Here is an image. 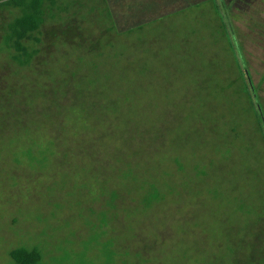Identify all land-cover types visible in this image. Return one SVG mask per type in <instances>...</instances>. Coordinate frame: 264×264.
I'll list each match as a JSON object with an SVG mask.
<instances>
[{
    "label": "rangeland",
    "instance_id": "1",
    "mask_svg": "<svg viewBox=\"0 0 264 264\" xmlns=\"http://www.w3.org/2000/svg\"><path fill=\"white\" fill-rule=\"evenodd\" d=\"M20 14L0 0V107L33 126L0 131V264L262 263L264 0H59L25 67Z\"/></svg>",
    "mask_w": 264,
    "mask_h": 264
},
{
    "label": "trees",
    "instance_id": "2",
    "mask_svg": "<svg viewBox=\"0 0 264 264\" xmlns=\"http://www.w3.org/2000/svg\"><path fill=\"white\" fill-rule=\"evenodd\" d=\"M59 0H4V2H12L15 6V8H19L21 14L18 18H16L13 22H10L9 24H6V27L2 26V33H4L2 36H4V42L6 46L14 51V55L12 56L14 61H17L21 67L31 66L33 63V60L36 55V51H33L32 53H29L30 55H27L28 48L25 45L26 40L35 39V34L40 32L42 25L45 22L46 15L49 12V8L53 5H55ZM38 39V37H36ZM248 80L252 84V77L250 71H247ZM45 78L49 79V76L42 75ZM50 86L46 87L49 88ZM258 88V87H256ZM48 91V90H47ZM259 93V92H258ZM259 95V94H258ZM18 100L21 103V99L19 97V92L16 94ZM260 101V100H259ZM6 102V101H5ZM0 109H4V112L0 110V131H8V129L11 131H22V129H30L33 128V126L27 127V120L20 119L17 117V115L25 114L24 109H20L17 112L11 114L6 111V107H0ZM260 113V120L263 122L262 129L264 128V106L260 101L259 109ZM12 115V118L10 116ZM15 119V123L11 128H9L8 125H10L11 122ZM12 120V121H11ZM263 139H264V130H263ZM33 159V158H32ZM178 169H180L178 167ZM181 170V169H180ZM144 194H142V198L144 200L145 208H150L151 206L161 200L164 199L160 196L159 191L160 186L157 187L156 184H149V186L146 188ZM114 196L115 193H113ZM114 196L111 195L110 199V206L113 205V201L116 199ZM161 197V198H160ZM114 206V205H113ZM94 210V209H92ZM102 220V219H101ZM100 220V221H101ZM107 222V219L102 220L101 226L103 227V232L106 231L104 228L105 224ZM107 224V223H106ZM114 244L112 241L109 243H106V249H105V257L106 260L104 261L105 264H112L115 261V256L117 254L116 250L113 249ZM262 251V250H261ZM264 251H262L263 253ZM9 256L13 260V264H43L44 259V252L39 246H34L32 248H29L27 246H20L17 248L12 249L9 252ZM260 264H264V257L261 258ZM253 263L254 260H251ZM126 263V262H125Z\"/></svg>",
    "mask_w": 264,
    "mask_h": 264
}]
</instances>
